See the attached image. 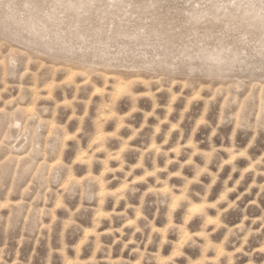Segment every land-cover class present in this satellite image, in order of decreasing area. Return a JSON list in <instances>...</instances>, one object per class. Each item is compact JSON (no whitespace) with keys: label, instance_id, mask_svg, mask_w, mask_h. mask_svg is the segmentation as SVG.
Returning a JSON list of instances; mask_svg holds the SVG:
<instances>
[{"label":"rangeland","instance_id":"1","mask_svg":"<svg viewBox=\"0 0 264 264\" xmlns=\"http://www.w3.org/2000/svg\"><path fill=\"white\" fill-rule=\"evenodd\" d=\"M0 264H264V0H0Z\"/></svg>","mask_w":264,"mask_h":264},{"label":"bare ground","instance_id":"2","mask_svg":"<svg viewBox=\"0 0 264 264\" xmlns=\"http://www.w3.org/2000/svg\"><path fill=\"white\" fill-rule=\"evenodd\" d=\"M155 151H156V150H155ZM116 156H117V155H116ZM230 159H231V160L234 159V154H233V153L230 154ZM231 160H230V161H231ZM149 175H150V174H149ZM132 176H133V175H132ZM133 177H134V176H133ZM141 177H142V176H141ZM158 177H159V176L157 175L155 178L157 179ZM137 178H139V177H137ZM157 180H158V179H157ZM137 181L140 182V181H142V179H141V180H138V179H137ZM131 182H132V181H131ZM122 186H123V185H122ZM121 188H122V187H121ZM119 189H120V188H119ZM117 192H118V191H117ZM118 197H119V196H118ZM129 220H130V219H129ZM128 225H129V223H128ZM184 232H185V231H184ZM185 234H186V233H185ZM185 234H184V235H185Z\"/></svg>","mask_w":264,"mask_h":264}]
</instances>
